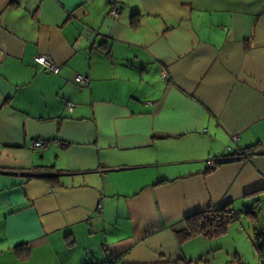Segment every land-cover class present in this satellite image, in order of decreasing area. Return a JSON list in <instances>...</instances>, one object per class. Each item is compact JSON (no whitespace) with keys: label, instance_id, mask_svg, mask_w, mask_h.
<instances>
[{"label":"crops","instance_id":"crops-1","mask_svg":"<svg viewBox=\"0 0 264 264\" xmlns=\"http://www.w3.org/2000/svg\"><path fill=\"white\" fill-rule=\"evenodd\" d=\"M108 12L0 0V264H194L184 218L264 203V0Z\"/></svg>","mask_w":264,"mask_h":264},{"label":"rangeland","instance_id":"rangeland-1","mask_svg":"<svg viewBox=\"0 0 264 264\" xmlns=\"http://www.w3.org/2000/svg\"><path fill=\"white\" fill-rule=\"evenodd\" d=\"M260 233H264V203L246 209L216 236L190 239L185 250L194 264H262L264 247L258 249L255 239Z\"/></svg>","mask_w":264,"mask_h":264},{"label":"trees","instance_id":"trees-1","mask_svg":"<svg viewBox=\"0 0 264 264\" xmlns=\"http://www.w3.org/2000/svg\"><path fill=\"white\" fill-rule=\"evenodd\" d=\"M244 152L250 154L248 151ZM212 168L209 169L211 170ZM227 208L228 205L216 210L207 209L204 212L188 216L183 219V228L176 230L175 234L182 240H188L199 236H216L222 233L227 224L235 222L239 217L238 214L228 211ZM255 239L258 249L264 247V244L260 243L261 240H264V233L257 234ZM262 264H264V262H262Z\"/></svg>","mask_w":264,"mask_h":264},{"label":"built area","instance_id":"built-area-1","mask_svg":"<svg viewBox=\"0 0 264 264\" xmlns=\"http://www.w3.org/2000/svg\"><path fill=\"white\" fill-rule=\"evenodd\" d=\"M107 1L109 5V12L107 16L110 19H117L119 16V12H120V0H107ZM34 63L36 65L41 66L45 72H48L51 74L59 73V67L55 65V63L51 60V58L48 55H37L34 58ZM75 82L80 87H87L89 85V79L86 77L80 76V75L75 77ZM66 107L68 110H71L73 105L68 103ZM231 139L234 144H236L239 140L238 136H233ZM31 146L34 149H42L45 147V143L41 140H37ZM227 150L229 154H231L229 157H225L224 159L219 160V161L208 160L207 166L209 168H212L215 165H219V163L238 161L242 159L246 160L251 156L250 154H246L241 149H236L235 151H233L232 148H228ZM89 264H120V263L117 260H110L106 262H90Z\"/></svg>","mask_w":264,"mask_h":264}]
</instances>
